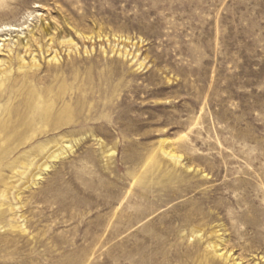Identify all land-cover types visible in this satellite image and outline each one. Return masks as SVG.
I'll return each mask as SVG.
<instances>
[{
  "label": "rangeland",
  "instance_id": "obj_1",
  "mask_svg": "<svg viewBox=\"0 0 264 264\" xmlns=\"http://www.w3.org/2000/svg\"><path fill=\"white\" fill-rule=\"evenodd\" d=\"M4 24L71 37L40 86L84 104L35 184L0 171V264H264V0H0Z\"/></svg>",
  "mask_w": 264,
  "mask_h": 264
},
{
  "label": "bare ground",
  "instance_id": "obj_2",
  "mask_svg": "<svg viewBox=\"0 0 264 264\" xmlns=\"http://www.w3.org/2000/svg\"><path fill=\"white\" fill-rule=\"evenodd\" d=\"M16 31L18 30L15 25H1L0 38L11 36ZM62 34L57 38L52 28L43 25L36 28L27 41L18 39L14 44L16 48L10 43L0 45V53L7 54L6 59L0 60V171L16 170L22 166L25 172L19 176L32 179L33 184L42 176L43 171L51 167L50 161L57 160L72 150L66 140L68 127L77 118L79 109L84 104L82 93L77 94V106L74 107L75 104L66 102L64 88L54 91L52 88L40 86L42 80L38 74L42 63L39 55L44 57V61L47 60L48 65L59 63L56 47L64 44L67 46L72 42L71 37ZM55 133L64 134L60 142L38 144L44 139H50ZM19 154H29L34 156V159L28 163L20 157L8 163ZM37 157H41L40 160H37ZM5 183L10 190L18 187L10 181ZM18 195L13 193V200L17 203L20 201ZM22 218V215L18 216L19 220ZM18 224L11 227L12 232L24 231L23 225L19 222ZM220 257H224V254ZM225 259L229 260L230 256Z\"/></svg>",
  "mask_w": 264,
  "mask_h": 264
}]
</instances>
